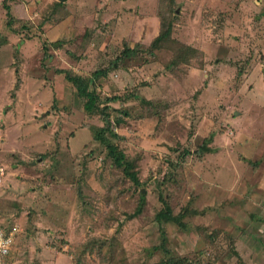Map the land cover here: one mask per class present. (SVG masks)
<instances>
[{
	"label": "rangeland",
	"instance_id": "1",
	"mask_svg": "<svg viewBox=\"0 0 264 264\" xmlns=\"http://www.w3.org/2000/svg\"><path fill=\"white\" fill-rule=\"evenodd\" d=\"M0 223L11 264H264V0H0Z\"/></svg>",
	"mask_w": 264,
	"mask_h": 264
},
{
	"label": "trees",
	"instance_id": "2",
	"mask_svg": "<svg viewBox=\"0 0 264 264\" xmlns=\"http://www.w3.org/2000/svg\"><path fill=\"white\" fill-rule=\"evenodd\" d=\"M162 22L163 23H161V27H162L161 30H163L166 26L167 28H165L163 31H160V33L152 40V42L150 43L148 47V50L146 49L144 50L145 53L147 54L149 53L150 55H153V51L157 50V48H160V47L162 48L163 46L166 47L168 45H173L175 46L176 51H177L176 56L173 61L177 63L182 62V54L186 48L190 51V55L192 57L195 55L198 56L199 54L198 50L191 48L189 46H186L184 44H181L180 42H177L174 39H172L170 37L172 24L168 22L166 23L163 20ZM123 53L124 52H122V54ZM120 57L121 56H119L118 58H116V60L111 62L110 66L108 67L110 68L109 71H112V70L115 71L119 69L118 64L120 62ZM108 72L107 70L99 71L98 74L95 76L98 78L104 77L107 75ZM58 73L64 74V77L67 80V82L74 88L75 95L84 100L83 109L87 112L88 115H94L96 112L104 113V111L107 109L106 107H108L110 103L120 101V97L119 98L114 97L111 99L109 97H106L104 100H102L103 98L101 97V95L99 94V91L97 90L99 88L98 87L94 88L93 86H91L92 82L95 81L92 78H83L82 76L72 73L70 70L69 71L68 70H58ZM94 83H97V82L95 81ZM103 103H109V104L101 108ZM124 115H127V114L124 113ZM121 123H122L121 118H117L115 124L119 125ZM107 129L109 133L114 134L113 131L109 129V126L107 127ZM94 139L99 141V143L105 145V148L107 150L106 156L112 162V164H114L117 168H121L123 170L125 177L128 178L133 184L139 185L137 175L133 171V166L130 164V162L126 160L124 154L121 151H119L118 148L114 144L106 143V140H104L103 138L98 139V135H95ZM209 142H210V138L204 140L203 144L197 149V153L203 154V153L210 151V150H207V143ZM162 203H163L162 205L163 207L158 213H156L155 218H154L155 221L157 222L173 221L171 217L172 211H171L169 204L165 201H162ZM143 204H144V197L141 196L140 207ZM139 212H140V209L138 208V210L136 211V214H138ZM186 262L187 261L182 258H172L170 256H167L166 259L158 263H155V264H186Z\"/></svg>",
	"mask_w": 264,
	"mask_h": 264
},
{
	"label": "built area",
	"instance_id": "3",
	"mask_svg": "<svg viewBox=\"0 0 264 264\" xmlns=\"http://www.w3.org/2000/svg\"><path fill=\"white\" fill-rule=\"evenodd\" d=\"M20 232L16 227L8 228L0 223V264H9V255Z\"/></svg>",
	"mask_w": 264,
	"mask_h": 264
},
{
	"label": "crops",
	"instance_id": "4",
	"mask_svg": "<svg viewBox=\"0 0 264 264\" xmlns=\"http://www.w3.org/2000/svg\"><path fill=\"white\" fill-rule=\"evenodd\" d=\"M20 237H17V239H16V241L19 239ZM16 243V242H15ZM15 245V244H14ZM12 256L11 257H9V263L11 264V262L10 261H12L13 260V253L11 254ZM13 264V263H12Z\"/></svg>",
	"mask_w": 264,
	"mask_h": 264
},
{
	"label": "water",
	"instance_id": "5",
	"mask_svg": "<svg viewBox=\"0 0 264 264\" xmlns=\"http://www.w3.org/2000/svg\"><path fill=\"white\" fill-rule=\"evenodd\" d=\"M61 2H64L65 0H60Z\"/></svg>",
	"mask_w": 264,
	"mask_h": 264
}]
</instances>
